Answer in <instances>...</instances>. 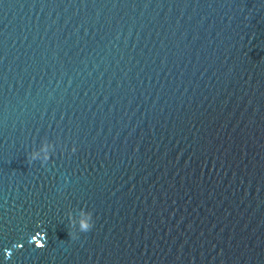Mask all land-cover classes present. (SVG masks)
<instances>
[{
	"label": "water",
	"instance_id": "obj_1",
	"mask_svg": "<svg viewBox=\"0 0 264 264\" xmlns=\"http://www.w3.org/2000/svg\"><path fill=\"white\" fill-rule=\"evenodd\" d=\"M0 264H264V0H0Z\"/></svg>",
	"mask_w": 264,
	"mask_h": 264
},
{
	"label": "clouds",
	"instance_id": "obj_2",
	"mask_svg": "<svg viewBox=\"0 0 264 264\" xmlns=\"http://www.w3.org/2000/svg\"><path fill=\"white\" fill-rule=\"evenodd\" d=\"M93 226H94L93 224L90 225V224L82 221L81 222V225H80V232L81 233H87V232H89L93 228ZM69 235L71 236L72 239H76L77 238V235L76 234H73L72 232ZM43 248H41V249H43Z\"/></svg>",
	"mask_w": 264,
	"mask_h": 264
}]
</instances>
